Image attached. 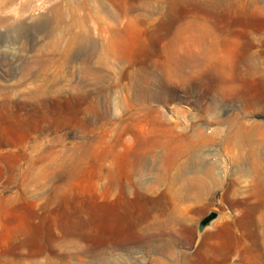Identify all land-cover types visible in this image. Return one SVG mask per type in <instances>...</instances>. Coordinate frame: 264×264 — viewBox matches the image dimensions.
<instances>
[{"label": "rangeland", "instance_id": "374dc122", "mask_svg": "<svg viewBox=\"0 0 264 264\" xmlns=\"http://www.w3.org/2000/svg\"><path fill=\"white\" fill-rule=\"evenodd\" d=\"M262 164L264 0H0V264H264Z\"/></svg>", "mask_w": 264, "mask_h": 264}, {"label": "water", "instance_id": "95a60500", "mask_svg": "<svg viewBox=\"0 0 264 264\" xmlns=\"http://www.w3.org/2000/svg\"><path fill=\"white\" fill-rule=\"evenodd\" d=\"M218 213L216 211L211 212L200 221V228L205 229L211 224L212 221L217 219Z\"/></svg>", "mask_w": 264, "mask_h": 264}, {"label": "bare ground", "instance_id": "6f19581e", "mask_svg": "<svg viewBox=\"0 0 264 264\" xmlns=\"http://www.w3.org/2000/svg\"><path fill=\"white\" fill-rule=\"evenodd\" d=\"M262 169L264 170V165L262 164Z\"/></svg>", "mask_w": 264, "mask_h": 264}]
</instances>
